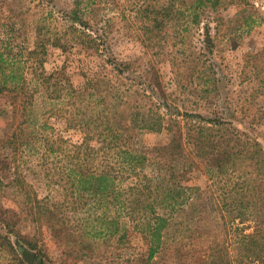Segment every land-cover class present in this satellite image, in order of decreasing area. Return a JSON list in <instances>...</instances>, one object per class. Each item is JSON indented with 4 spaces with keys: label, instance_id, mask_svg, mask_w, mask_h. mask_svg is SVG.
Here are the masks:
<instances>
[{
    "label": "trees",
    "instance_id": "1",
    "mask_svg": "<svg viewBox=\"0 0 264 264\" xmlns=\"http://www.w3.org/2000/svg\"><path fill=\"white\" fill-rule=\"evenodd\" d=\"M170 9L169 5L159 11L171 15ZM75 17L88 25L77 11ZM3 18L0 10V101L7 98L10 118L0 131V193L9 185L24 199L19 209L0 207V256L4 258L0 264H29L21 254V242L38 249L34 264H56L43 250L47 234L64 242L68 255L83 256L97 243L130 248L133 233L141 235L145 248L130 263L152 264L173 230L192 235L197 230L192 221L203 220L212 205L200 185L190 182L195 168L225 189L219 211H236L227 223L236 219L252 223L249 232L246 226L238 228L240 256L264 262L260 132L239 128L236 117L225 112H181L158 93L160 86L152 93L161 97L156 102L165 112L119 109L123 90L108 72H96L83 85H75L65 73L46 68L50 39L42 31L35 47L26 56L18 55L11 34L14 25ZM108 62L115 75L136 81L127 74L134 69L133 60L112 56ZM39 95L51 105L41 111L42 118L35 109ZM47 113L63 115L68 127L83 133L82 139L72 142L52 134ZM138 128L166 130L169 141L150 151L140 148L134 142ZM33 155L41 160L48 179L62 189L60 199L41 197L28 181V156ZM6 170L14 173L10 182L3 178ZM19 219L31 223L32 238L23 232Z\"/></svg>",
    "mask_w": 264,
    "mask_h": 264
},
{
    "label": "rangeland",
    "instance_id": "2",
    "mask_svg": "<svg viewBox=\"0 0 264 264\" xmlns=\"http://www.w3.org/2000/svg\"><path fill=\"white\" fill-rule=\"evenodd\" d=\"M199 2L0 0V10L3 20L14 25L11 34L15 35L14 51L18 55L26 56L27 50L35 47L38 31H42L50 39L46 68L65 73L77 86L83 85L87 76L108 72L123 90L127 105L123 102L119 109L154 108L165 112L166 108L156 102L161 97L152 93L153 88L160 86L162 92L157 90L158 93L165 95L173 108L205 115H234L239 128L260 132L264 144V0H203L198 6ZM169 5L171 15L159 11ZM75 11L87 26L76 21ZM55 40L59 45L52 43ZM112 56L134 61V69L127 74L136 81L115 75L108 62ZM36 104L37 117L42 118L41 111L51 105L43 95L38 96ZM9 118L10 105L4 98L0 101V131ZM45 118L53 126L52 134L72 142L82 139L83 133L68 127L60 113H47ZM165 131L134 129V142L150 151L169 141ZM155 152L151 151L153 155ZM28 160L26 177L40 196L63 197L62 189L45 175L39 157L28 156ZM13 175L11 170L3 172L6 182ZM191 176L190 182L200 185L203 196L211 197L214 206H209L203 220L192 221L197 229L192 235L173 230L152 264H264L243 259L241 250L236 249L238 228L246 226L249 232L252 223L240 219L227 223L236 211H219L218 202L225 198L222 185L200 168H195ZM23 199L14 187L5 185L0 193V207L17 205L19 209ZM19 222L23 232L32 238L31 223L26 219ZM131 241L132 247L120 249L97 243L93 251L89 249L86 255L80 253L77 257L64 252V242L47 234L43 250L56 264H131L130 259L145 248L140 234L133 233ZM21 243L20 251L27 248L39 254L38 249ZM3 261L0 256V263Z\"/></svg>",
    "mask_w": 264,
    "mask_h": 264
},
{
    "label": "water",
    "instance_id": "3",
    "mask_svg": "<svg viewBox=\"0 0 264 264\" xmlns=\"http://www.w3.org/2000/svg\"><path fill=\"white\" fill-rule=\"evenodd\" d=\"M21 254L23 256V258L29 263V264H33L35 259H36V252L27 249V248H23L21 251Z\"/></svg>",
    "mask_w": 264,
    "mask_h": 264
}]
</instances>
